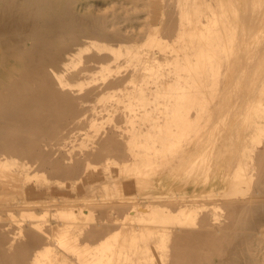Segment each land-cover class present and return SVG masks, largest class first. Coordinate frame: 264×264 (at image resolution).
<instances>
[{
	"label": "bare ground",
	"instance_id": "6f19581e",
	"mask_svg": "<svg viewBox=\"0 0 264 264\" xmlns=\"http://www.w3.org/2000/svg\"><path fill=\"white\" fill-rule=\"evenodd\" d=\"M0 264H264V0H0Z\"/></svg>",
	"mask_w": 264,
	"mask_h": 264
}]
</instances>
